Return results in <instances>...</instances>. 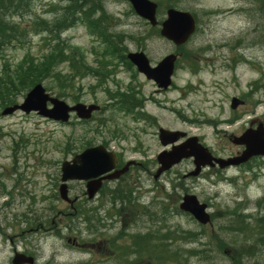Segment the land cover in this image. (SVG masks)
Instances as JSON below:
<instances>
[{
  "label": "rangeland",
  "instance_id": "obj_1",
  "mask_svg": "<svg viewBox=\"0 0 264 264\" xmlns=\"http://www.w3.org/2000/svg\"><path fill=\"white\" fill-rule=\"evenodd\" d=\"M100 1L108 15V24L118 22L115 32L124 37L125 54L142 51L152 64H157L163 57L177 52L132 12L127 1ZM151 1L160 6L159 21L165 19L171 6L190 10L198 19L197 33L180 54L173 85L166 91L157 92L152 82L128 64L127 59L123 61L118 53H111L108 45L100 44L84 24L64 29L56 41L55 34L48 29L62 17L65 0H32L30 11L19 16L18 22L27 29L26 34L17 36L22 43L14 42L0 49V264H11L14 252L24 251L36 257V264H117L116 255L130 250L129 235L161 226L145 216L134 222L140 209L151 206V197L158 203L166 197V204L172 207L185 194H194L209 205L213 223L204 227L206 238L202 243H210L214 254L213 260L205 264H225L228 255H234L226 245V241L234 239L229 232L222 231L230 223L227 216L232 209L239 205L242 214L251 216L247 224L264 218V206L253 204L264 196V171L258 177L242 178L231 169L224 177L228 180L223 181L220 174L206 169L197 179H184L193 170L190 160L153 184L137 170L131 171L115 191H122L126 182L130 189L133 184L137 191L133 196H141L143 204L135 203L132 210L126 208L129 216L122 220H106L107 210H100L97 216L102 224H95L98 232H90L75 215L59 218L63 210L70 212L58 195L61 165L87 147L102 145L117 153L124 163L131 160L140 163L144 157L151 159L163 151L158 134L164 128L197 136L216 156L228 158L239 151L230 138L246 130L243 127L248 118L243 117V112L264 118V88L258 87L254 92L249 84L258 81L260 74L241 67L237 77L231 79L224 71L222 59L228 53L223 46L237 41L243 56L260 59L252 64L258 62V69L264 70V0ZM22 72H27L24 76L27 83L20 79ZM29 76H38L37 84L41 83L51 96L71 106L98 104L102 111L88 122L72 115L66 124L22 112L3 116L5 108L22 103L33 88L34 79L29 82ZM131 95L141 107L144 104L141 110L134 104L133 111L126 114L118 110V102H110L115 97ZM239 95L248 104L234 113L230 109L231 100ZM142 110L146 116H142ZM259 164L263 166L264 161ZM149 189L153 195H145ZM77 191L73 189V194ZM23 215L31 221L38 216L41 224L29 226ZM158 218L161 219L160 214ZM190 218L170 214L165 223L171 228L197 232L198 227ZM132 225L116 248L108 243L119 231ZM184 247L204 249L199 245ZM256 255L257 260L247 259L245 264H264V252ZM135 264L151 262L144 258ZM189 264L204 262L191 259Z\"/></svg>",
  "mask_w": 264,
  "mask_h": 264
},
{
  "label": "trees",
  "instance_id": "obj_2",
  "mask_svg": "<svg viewBox=\"0 0 264 264\" xmlns=\"http://www.w3.org/2000/svg\"><path fill=\"white\" fill-rule=\"evenodd\" d=\"M32 0H0V49L12 44L22 43L20 39L17 38L18 35L26 34V27L20 24L19 16H24L25 13L30 11V2ZM66 6L61 9L62 17L57 19L56 23L51 29H48L51 33L53 32L56 36L55 40L59 38V34L62 35V31L68 30L74 27L76 24H84L88 27L93 37L97 38L102 45H108L111 53H118L120 58L124 61L126 60V47L123 46L125 40L122 34L115 32V28L118 26V22H114V25L108 24V15L105 14V9L101 5L100 0H65ZM264 5V4H263ZM133 12V11H132ZM42 25L45 22L42 20ZM155 30V29H152ZM157 35L159 34L156 30ZM112 46V47H111ZM183 48V52H184ZM122 62V61H121ZM130 64L129 62H127ZM27 73V72H26ZM25 73V74H26ZM25 74L22 72L20 79L23 83H27L24 78ZM32 81V87L37 85L40 78L38 76L28 77L29 82ZM22 83V86L24 84ZM1 88V86H0ZM31 88V87H30ZM29 89V88H28ZM135 97L131 95L130 97L121 96L115 97L118 110H130L135 105L140 103L136 102ZM133 100V101H132ZM14 104V103H13ZM129 183L126 182L122 191L118 193L117 201H127L128 203H135V197H133L134 189L127 190ZM133 187V184H131ZM166 195V194H165ZM155 200V199H154ZM152 201L153 205H159L157 209L155 208H145V217L153 221V223L160 224L153 230H147L145 233L139 232L134 235H129L132 238L131 247L129 251L123 250L120 255H116L117 264H135L139 260L147 258L150 260L151 264H189L191 259H199L201 262H210L212 258V249L210 243H202V240L206 238V233L204 227L198 225L192 218H190L198 227L197 232L192 230H183L178 227L171 228L165 223L166 218L170 214L184 215L190 217L189 215L182 214L179 210L178 203L170 207L166 203L167 198L164 197L163 201L155 202ZM130 201V202H129ZM261 207L260 203L258 207ZM157 207V206H155ZM133 208V207H132ZM239 209H233L229 212L228 219L230 223L222 227V231L225 233H230L232 235L231 239L234 241H226V245L232 248L234 255H228L225 264H245V260H257L256 253L259 251L264 252V218L260 217L259 220L254 221L252 224H247L246 220L250 219L249 216L242 215ZM99 209H86L82 212L80 219L85 222L87 229L90 232H98V226L95 224L101 223V219L97 216ZM90 213L94 214L93 216ZM161 215V219L158 215ZM156 217V218H155ZM24 222L29 226H37L41 224L39 217H35L33 221L29 220L25 215H23ZM102 224V223H101ZM248 230V233L245 231ZM125 231L119 232L113 239H109L108 243L116 248L118 241L125 235ZM186 245H199L204 247V249L195 247L185 248ZM225 250V245L222 243ZM258 264V263H257Z\"/></svg>",
  "mask_w": 264,
  "mask_h": 264
},
{
  "label": "water",
  "instance_id": "obj_3",
  "mask_svg": "<svg viewBox=\"0 0 264 264\" xmlns=\"http://www.w3.org/2000/svg\"><path fill=\"white\" fill-rule=\"evenodd\" d=\"M128 1L138 16L147 20L152 26L157 25V5L155 3L149 0ZM195 29L196 22L190 13L169 9L166 13L165 21L161 24L160 34L180 47L189 40ZM127 58L147 79L155 81L159 88L167 89L170 86L175 61L177 60L176 55H168L155 68L150 66V62L143 52L130 53ZM48 104L52 107H49ZM232 104L234 108L238 105L236 100H233ZM18 110L26 114L36 112L39 116L54 121L68 122L72 112H75L78 118L88 120L93 112L99 110V107L97 105L85 106L83 104L71 107L66 102L50 96L46 93L43 86L39 84L27 94L21 105L6 108L2 115L9 116ZM185 136L186 133L184 132L161 129L159 138L163 146H168L175 144ZM234 143L236 145H244L245 150L240 157L225 161L214 158L209 150L199 143L197 137L190 138L183 144L174 146L171 151H164L158 156V162L161 167L158 169L156 178L184 159H194L195 170L189 176L196 177L200 174L203 167L214 166V163L219 164L221 168H225L245 163L255 156H264V129L258 128L257 131L247 130L241 137L236 138ZM129 166L130 163L124 169L113 172L116 168V157L113 153L108 152L103 146L86 149L83 153L76 155L71 162L62 164V184L59 188L60 198L64 201H69L68 181L90 180L87 183V193L89 198L92 199L100 189L104 179H117L128 170ZM179 208L182 212L189 213L201 225H207L211 221L207 205L201 203L195 195H185ZM12 264H34V258L16 253Z\"/></svg>",
  "mask_w": 264,
  "mask_h": 264
},
{
  "label": "flooded vegetation",
  "instance_id": "obj_4",
  "mask_svg": "<svg viewBox=\"0 0 264 264\" xmlns=\"http://www.w3.org/2000/svg\"><path fill=\"white\" fill-rule=\"evenodd\" d=\"M238 45H241V44L238 43L237 41H235L232 44H229V45L225 44L223 46L222 49L228 51L227 54L224 53V56H222L223 64H224L223 65L224 71L230 75L231 79L237 77V71L241 67H244L247 71L251 70L252 72L256 73L257 75L260 74V78L258 81L256 80L253 83H251V82L249 83L251 89L254 90V92H256L258 87L264 88V70L258 69V67L256 66V65H258V62H260V59H258V58H248L247 59L245 56H243V53L240 52V47ZM254 61H258V62L255 64H252V63H254ZM251 65L253 68H251ZM161 91L162 90H157V92H161ZM237 98L242 103L237 109L232 110V112H234V113L239 112L240 109L245 108L248 104L247 99H245L244 97L239 95V97H237ZM142 116H146V112L144 110H142ZM243 117L248 118L247 119L248 121H246V123L244 124L245 127H243V129L244 128L255 129V128L260 127V126L264 127V118L256 116V114L253 112H248V111L243 112ZM228 125H231V123L228 122ZM237 148L239 149V151L237 153H235L234 155H231L229 157L238 156L244 150V148L242 146H238ZM145 153H147V150L145 151ZM158 155L154 156L151 159L148 157H144L142 159V162L135 164V165H137V167L140 168V174H142V176H144L146 178V181H149L152 184L154 182L155 183L159 182V180L154 177V175L156 174V172L159 168L158 159H157ZM117 161H118L117 170H120V168H122L124 165L121 163L122 160L120 159V156L118 154H117ZM260 161H264V157L253 158L249 162L244 163V164L240 165L239 167L230 168V169L236 170L238 175H240L242 178L255 177L257 174L263 173V171H264V164H263V166H261L259 164ZM230 169H226V170L222 171V170H219L218 168L214 167L211 170L214 171L215 173H221V174L226 175ZM151 180H153V181H151ZM87 183L88 182H79V181L68 183L69 197L72 200V202L71 203L63 202V204L69 208L67 210H70V212L65 213L63 210L61 213L62 215H60V217H59L60 219H67L71 215H75L76 217H78L81 214V211L84 210L85 208H93V209L94 208H100V209L107 210V214L108 215L111 214L112 218H114V219H117V218L121 219L124 216H129V215H126V213H127L126 208H131L132 206H134V204H132V203L130 204L127 201H117L116 200L119 197H118V193L115 191L117 189V187L114 185L115 182L109 181V180H103L101 188L99 189V191L97 192L96 196L93 199H89V197L86 194ZM73 184L78 185V186L76 188H73L72 187ZM73 189L78 190L75 195L73 194ZM263 197H261V198H263ZM248 198H249V196L247 197V199ZM140 203L143 204L142 202H140ZM152 206H150V207H152ZM141 211H142V209H140V211H138V213L140 214L138 220H140L143 217V216H141V214L143 215V212H141ZM73 241H76V240H73ZM76 244H77V242H76ZM24 254L30 256L25 251H24ZM33 257L35 258V261L37 263L36 257L35 256H33Z\"/></svg>",
  "mask_w": 264,
  "mask_h": 264
},
{
  "label": "bare ground",
  "instance_id": "obj_5",
  "mask_svg": "<svg viewBox=\"0 0 264 264\" xmlns=\"http://www.w3.org/2000/svg\"><path fill=\"white\" fill-rule=\"evenodd\" d=\"M130 202V201H129ZM131 204V203H130ZM40 230V229H39Z\"/></svg>",
  "mask_w": 264,
  "mask_h": 264
}]
</instances>
